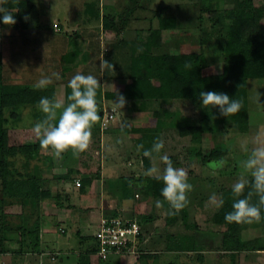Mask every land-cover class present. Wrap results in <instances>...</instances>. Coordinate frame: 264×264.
Instances as JSON below:
<instances>
[{"label":"rangeland","instance_id":"1","mask_svg":"<svg viewBox=\"0 0 264 264\" xmlns=\"http://www.w3.org/2000/svg\"><path fill=\"white\" fill-rule=\"evenodd\" d=\"M29 1L33 10L26 28L19 26L15 16L17 21L15 25L3 24L1 28L0 85L4 83L34 86L45 77H51L52 81L57 79L54 75L57 73L60 78H66L68 76L67 70H64L65 67L70 68L75 63L82 65L85 69L84 74H92L101 81L97 92L100 119L93 126L89 148L84 152L73 153V157H77L82 163H93L90 167L93 170L89 172L92 180L97 178L95 175L101 159H104L107 165L111 161L122 163L123 173L130 175L122 177L124 181L129 178L131 180L135 174L139 175L138 179L134 177V181L128 180L126 185L129 189L127 192L116 195V200L125 206L121 212L139 220L142 232L145 234L144 241H141L134 254L111 255L104 262L91 256L92 263L264 264V250L237 252L232 249L235 239L230 238L224 226L215 224L213 214L217 208L209 203V197L213 193L220 199L221 192L232 188L242 176L247 179L252 178L250 172L243 167L246 153L241 145L247 144L249 149L256 147L257 134L264 143V107L256 101L257 93H260V102L264 104V78L247 80L249 128L245 132L228 127L229 121L227 122L220 115L218 107L204 108L201 103L195 105L187 99L173 98L126 100L123 108H117L113 103L115 99L107 98L105 95L111 92V89L116 91L119 80L130 74L132 59L142 53L143 45L151 29L157 28L160 18L164 16H173L176 20L173 29L163 31L165 50L171 53H190L199 52L203 48L209 60V66L202 73L204 75L218 73L222 67L219 57L220 41L225 36V28L219 16L225 9L230 8L232 0L228 2L224 0L213 2L209 0ZM89 2L95 4V8L99 11V19H93L89 13L85 12L84 3ZM259 3L260 1H256V4ZM11 11L14 15V10ZM104 24H107L106 28ZM125 29L134 31V33H125L131 38H119L115 32ZM112 30H115L113 31L116 33L115 38L108 35V31ZM90 36L94 38L91 39ZM49 41H54L56 45V48H52L53 56L50 57L47 52ZM76 49L79 53L74 62L67 63L63 56ZM103 59L111 63L113 68L102 71L100 63ZM72 77L69 79L71 80ZM52 89L55 91L54 87ZM101 89H103V95L100 92ZM56 94L66 95L67 91L59 88L56 89ZM59 100L63 101V98L59 97ZM2 112L1 124L3 127L10 128V143H31L39 140L33 126L36 122L44 120L46 114L39 109L38 104L8 106L2 108ZM108 112L118 116L117 126L114 125L115 119V122L111 121L107 127L102 126V116ZM13 113H18V116L14 117ZM135 125L144 126L148 130L134 131ZM182 125H198L203 131L202 138L179 135L178 127ZM157 138L165 141V148L160 154L153 153L151 157H145L144 149H151ZM138 145H143L144 148L137 151ZM214 147L227 150V154L221 158L224 161L223 166L215 170L208 166L209 162L214 160L206 162L202 159L206 150ZM165 153L175 167L185 169L188 173V182L193 186L188 193L187 207L176 215L168 214L170 205L163 197L154 196L147 189V178L150 176L145 174V161H148L150 167L155 166L162 172L165 164L160 160V155ZM64 155L67 156V154ZM41 156H44L43 152ZM2 157L3 152L0 150V160ZM6 158L13 160L14 170L18 173L19 171L30 173L35 163V160H25L20 153ZM62 158H55V160L60 164ZM79 165L82 164L79 163ZM70 174L74 175L72 172ZM34 175L37 177L36 174ZM73 177L79 179L80 183L81 180L86 179L82 175ZM116 180L117 177H108L105 184L102 182L99 187L103 189V192H108L110 191L108 183L111 182L110 186L115 185ZM5 183L2 182L0 167V256L14 254L18 247L19 253L34 248L33 253L46 255H42L39 262L35 264H77V256L74 252L75 250L80 252L81 248L79 237L74 230L76 228L81 234L87 233L89 229L90 232H94L93 226L96 224L98 213H80L81 220L76 219V214L72 223L63 224L66 230L65 235L54 231V235H60L57 236L59 237V243H55L57 245H53L52 242L41 245L39 240H35V235L21 234L23 231L19 229L6 230L3 228L4 221L20 224V220L23 219L30 223L38 221L45 225L50 223L57 226L59 223L56 221V215L50 213L52 212L50 207L54 208L59 198L45 197L39 202L36 211L29 213L26 211L30 209L28 208L23 213L20 198L9 196ZM40 186L42 190L48 188L50 190L51 182L41 180ZM157 199L164 201L162 207H156ZM65 200L68 201L60 197L59 202L66 203ZM87 200L94 201L96 204L99 199L96 196L92 198L90 195L85 199ZM111 211L108 213L118 212ZM262 237V227H245L241 232V238L244 241ZM18 241L19 246H17ZM60 247L70 249V254H63L65 256L61 255L60 258L57 256V259L52 261L49 258L50 254L45 253L47 249ZM15 263L19 264V259Z\"/></svg>","mask_w":264,"mask_h":264},{"label":"trees","instance_id":"2","mask_svg":"<svg viewBox=\"0 0 264 264\" xmlns=\"http://www.w3.org/2000/svg\"><path fill=\"white\" fill-rule=\"evenodd\" d=\"M213 2L215 0H209ZM256 1H260L256 4ZM0 7L7 10H14V16L19 21V26L26 28L29 25L33 6L29 0H0ZM85 12L90 14L93 19H99V11L95 8L93 2L85 3ZM27 17L28 19H25ZM222 26L225 28V36L220 41L219 57L222 61L221 70L218 73L204 75L202 71L209 66V60L203 48L199 52L190 53H171L165 50V41L163 31L173 29L176 20L173 16H164L159 20V26L151 29L146 42L143 45L142 53L134 57L130 66V74L119 80L117 90L107 92V98L116 99L123 95L126 100H166V99H187L192 104L201 103L199 93L201 91H219L227 93L230 98L238 99L242 102L240 111L232 116L224 117L229 121L227 126L245 132L249 128V98L247 92V80L249 78H264V0H232L230 8L225 9L219 16ZM107 22V21H106ZM0 23V78L2 72V38ZM107 27V24H104ZM78 51L73 50L64 55L67 63H73ZM68 67H65L67 70ZM157 81V83H155ZM49 97L54 100V91L52 88L45 87L37 89L27 84H1L0 85V150L3 157L0 160L2 168V182L6 184L9 190V196L20 198L23 213L36 211L39 202L51 196L50 192L42 190L41 180L35 177L32 171L21 173L14 170L13 160L7 159L9 155L20 153L25 160H37L42 152L39 140L34 142H23L19 144L10 143V128L2 126V108L8 106H19L25 104H38L41 97ZM14 117L18 113H13ZM135 131L145 132L148 128H135ZM179 135H190L201 139L203 131L198 125H182L178 127ZM66 152V151H65ZM62 153L60 158L65 154ZM53 154V159L59 158ZM227 154V150L220 147H214L206 150L202 155L203 161L218 160ZM10 167V169H9ZM148 161H145V169H149ZM9 178V179H8ZM130 179V178H129ZM129 179H125L128 183ZM250 178L249 180H251ZM133 177L131 181H134ZM91 182V178L81 180L79 188L84 191L85 186ZM163 182L155 177L147 178V189L152 195L161 196ZM130 190H132L130 188ZM250 202L259 203V197L251 189L246 187L241 196H236L232 188L223 190L220 198H223V207L216 209L213 214V221L217 225L226 228L230 238L235 239L232 247L235 251L242 250H264V206H261V216L259 221L252 223L227 222L225 214L232 210L234 200L249 195ZM35 209V210H34ZM8 216V215H7ZM15 216V215H14ZM19 216V215H18ZM15 216V217H18ZM120 216L114 212L105 217ZM21 219V217H19ZM6 230L19 229L21 234L26 233L35 235V240H39L38 221L34 223L26 222L23 219L16 223L4 221ZM15 224V225H14ZM245 227H262L263 237L244 241L241 238V232ZM79 236L80 252L77 257V264H93L91 256L99 261L97 256V244L93 236ZM22 236V235H21ZM140 235L138 245L142 241ZM33 245V244H32ZM65 254V253H63Z\"/></svg>","mask_w":264,"mask_h":264},{"label":"clouds","instance_id":"3","mask_svg":"<svg viewBox=\"0 0 264 264\" xmlns=\"http://www.w3.org/2000/svg\"><path fill=\"white\" fill-rule=\"evenodd\" d=\"M25 19H28L25 17ZM0 23L4 25H15L17 23L13 12L5 7H0ZM101 70L111 69L113 65L107 60L100 63ZM59 79V74H54ZM52 82L51 77L40 79L34 87L42 89ZM100 81L92 74L77 72L69 81L71 94L68 103L54 101L49 97H41L38 103L39 109L46 114V118L36 122L33 130L39 139L40 146L45 150H51L56 157L71 149L74 153L84 152L89 148L92 140V129L100 119L98 112L97 92ZM201 106L204 108L218 107L221 116L230 117L238 113L242 107V102L225 92L201 91L199 93ZM256 101L260 102V93H257ZM117 108H123L126 98L119 95L113 101ZM256 147L249 149L247 144H242L241 148L246 153L243 167L250 172L252 179L249 180L242 176L232 186V192L236 196H241L246 187L258 195L259 203L250 202L252 192L248 196L234 200L232 210L225 214V220L229 223H252L259 221L261 216V206H264V143L261 142L259 134L256 137ZM143 145L137 146V151L143 149ZM165 148V141L162 138L154 140L151 149H144L143 155L151 157L153 153L160 154ZM160 160L165 164L161 172L157 167H150L146 170V175L163 182L161 196L170 205L169 215H176L179 211L187 207L188 193L192 190V184L188 182V173L182 167H175L173 161L165 153L160 155ZM224 161L214 160L209 162V168L213 170L223 166ZM162 200L157 199L155 205L162 207ZM209 203L217 209L223 207V198L218 199L217 194L213 193L209 197Z\"/></svg>","mask_w":264,"mask_h":264},{"label":"crops","instance_id":"4","mask_svg":"<svg viewBox=\"0 0 264 264\" xmlns=\"http://www.w3.org/2000/svg\"><path fill=\"white\" fill-rule=\"evenodd\" d=\"M224 2H228V0H224ZM85 5V3H84ZM115 30L112 31H108V35H111L115 38L116 33L118 34L119 38H123V39H128L131 38L129 35H125V33H130L134 31H131L130 29H125V30H121L120 32H113ZM112 37V38H113ZM91 39L94 38V36H90ZM49 50L47 49L48 52V56H53V51L52 48H56V45L54 44V41H49ZM76 51H78L76 49ZM79 53V51L77 52ZM64 57V56H63ZM65 70V69H64ZM84 67L78 63H75L72 65V67H68L67 71H66V75L68 77L66 78H59V79H54L47 87L52 88L54 87V101H58V98L61 97L63 98L64 103H68L69 99L68 97L71 94V88L68 86L69 84V77L74 76L75 74H77V72H83L84 74ZM60 77V76H59ZM101 82V81H100ZM30 83V82H29ZM115 84V83H114ZM59 86V87H57ZM66 89L67 94L66 95H62L61 94H56V89ZM113 91V89H111ZM103 95V89H101L100 91ZM60 101V100H59ZM70 102V101H69ZM117 115L114 116L115 119V123L114 125L117 126ZM135 128H144V126H138L135 125ZM135 131V130H134ZM139 132V131H137ZM122 134L119 136V140L121 139ZM42 152L44 153V156H41L35 160V163L32 165L33 167V172L34 174H36V176L38 177V179L43 180L45 182H51V189L49 190V188L47 190H49L51 196L47 197V198H59L62 197L64 199H68V201H66V203L59 202L58 204L55 205V207H50L51 211L50 213H54L56 215V221L59 223V225L54 226V225H50V223H48V225H45L42 223H40V227H39V241L40 244H49V242L54 243L53 245H57L55 243H59L57 236L60 235H54V231L56 230L57 232L61 233L60 229H63L64 232L63 234L65 235V227L63 224H65V222H71L73 221V219L75 218V215L77 214L76 219L80 218V213L83 214H87V213H98L97 218L95 220V223H97L99 217L101 216H106L107 214H112V211H118L117 213H119L120 216H125V217H130L127 214H125L123 211L124 207L123 204H121V202H117L116 200V195L122 194L123 192H127V190L129 189V186L126 185V181L123 180L122 177H128L130 176L129 174H124L122 171V163H120L119 161H111L110 164L107 165V163H105L106 161L104 159L99 160V164H98V170H97V174L95 175L97 178L92 180V178L89 176V172L93 169H90V167H92L93 163H82L77 157H73V151L71 149L67 150L65 152V154H67V156L64 155V157L61 160V163L58 164L57 160L53 159V154L51 150H45L42 149ZM60 158V157H59ZM79 163H81L82 165H79ZM88 168H86V167ZM97 168V167H96ZM72 172V174L74 173V175H79V176H85V178L90 177L91 178V182L85 186V190L82 191L79 186L75 185L74 180H76L70 173ZM117 173V174H116ZM108 175V176H107ZM138 174H135L134 177L136 179H138ZM110 177H117V183H115V185H111V182L108 183V189H110V191L108 192H103L102 188L99 187L100 184H102V182L104 183L107 178ZM123 182V183H122ZM122 183V184H121ZM105 184V183H104ZM103 184V185H104ZM97 186V187H96ZM100 188V189H99ZM92 195V198H95V196L97 197L98 202H89V200L85 201V199H87L88 196ZM115 199V200H112ZM49 201V200H48ZM49 203V202H48ZM47 203V204H48ZM92 203V204H90ZM83 210V212H82ZM112 210V211H111ZM112 212V213H108V212ZM72 223V222H71ZM92 227V226H91ZM96 224L93 226V229H95ZM75 234L77 232L76 228L74 230ZM143 233V232H142ZM62 234V235H63ZM93 232H90V229L87 230V233H83L82 235H92ZM142 242L144 241V236L145 234H142ZM77 236V234H76ZM79 237V236H78ZM10 242V241H9ZM141 242V243H142ZM62 243H64L62 241ZM17 246H19V241L17 242ZM30 247V246H29ZM32 247V245H31ZM54 247V246H53ZM33 248V247H32ZM34 249V248H33ZM30 250H26V252H20L19 253V247L16 253L11 254L7 256V254L5 255V257L3 255L0 256V264H14L15 261L17 259H19V264H35L36 262H39V258L43 255L46 256L44 254H39L38 252L33 253L34 251ZM70 249L67 248H50L47 249V252L45 253H52V252H63L65 253V255H69L70 254ZM76 252H74V254L78 257L79 251L77 252V250H75ZM63 255V254H62ZM63 255V256H65ZM62 257L61 255L58 257L60 258ZM50 258V257H49ZM55 261V260H54ZM17 264V263H15Z\"/></svg>","mask_w":264,"mask_h":264},{"label":"built area","instance_id":"5","mask_svg":"<svg viewBox=\"0 0 264 264\" xmlns=\"http://www.w3.org/2000/svg\"><path fill=\"white\" fill-rule=\"evenodd\" d=\"M114 120V113H104L101 124L104 127ZM75 185L80 186V180H75ZM61 233L64 232L60 229ZM142 228L139 220L134 217L101 216L92 234L97 244V256L106 260L111 255L121 256L134 254L138 248V239L142 235ZM61 252L50 253V259L56 260L57 256L62 255Z\"/></svg>","mask_w":264,"mask_h":264}]
</instances>
